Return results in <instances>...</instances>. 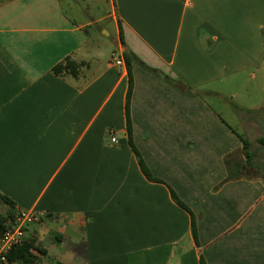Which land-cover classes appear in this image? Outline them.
Returning a JSON list of instances; mask_svg holds the SVG:
<instances>
[{
    "label": "crops",
    "instance_id": "crops-1",
    "mask_svg": "<svg viewBox=\"0 0 264 264\" xmlns=\"http://www.w3.org/2000/svg\"><path fill=\"white\" fill-rule=\"evenodd\" d=\"M76 13L84 21L61 0H0V196L13 202L0 198V214L44 215L26 229L31 264H264V175L226 180L225 164L264 124L245 108L238 133L204 97L223 102L225 82L263 67L264 0ZM106 22L121 66L93 47ZM68 57L84 63L77 76L54 75Z\"/></svg>",
    "mask_w": 264,
    "mask_h": 264
},
{
    "label": "rangeland",
    "instance_id": "rangeland-1",
    "mask_svg": "<svg viewBox=\"0 0 264 264\" xmlns=\"http://www.w3.org/2000/svg\"><path fill=\"white\" fill-rule=\"evenodd\" d=\"M110 0H61V4L67 16L74 21L81 22L84 18L77 16L76 10L85 11L95 19L100 15L101 11L109 8ZM103 35H98V43L93 45L107 57L111 59V53L117 56V50L114 46L113 39L115 30L113 24L106 22L104 24ZM96 42V41H95ZM264 65L260 69L254 71L253 77L247 74L240 77L238 80H230L223 84L224 101L219 103V99L212 95L205 94L207 102L219 112L226 123L236 132L243 133L239 124L236 121L237 116H241L245 108L249 109L248 117L260 119L264 124ZM264 135V130L262 131ZM264 137V136H263ZM262 138V137H261ZM260 138V139H261ZM259 139V140H260ZM250 150L254 153L253 158L248 164L245 161V156H232L231 160H236L244 165L241 173L245 176L264 175V147L261 143L254 139H250Z\"/></svg>",
    "mask_w": 264,
    "mask_h": 264
},
{
    "label": "trees",
    "instance_id": "trees-1",
    "mask_svg": "<svg viewBox=\"0 0 264 264\" xmlns=\"http://www.w3.org/2000/svg\"><path fill=\"white\" fill-rule=\"evenodd\" d=\"M123 60L127 72V78H128V87L125 97V105H124V112H125V120H126V132L128 137V142H130V136H131V126H130V120H129V102H130V96H131V90H132V78H131V63L133 61V56L131 54H123ZM84 65L83 62H76L69 57L57 64L52 68V73L56 76H69V77H76L79 69ZM172 83V81H171ZM174 84V83H173ZM239 140L241 141L242 148H241V154L245 156V161L249 162L250 159L253 158L254 153L250 150V143L248 139L244 136H238ZM259 142L264 147V137H262ZM133 152L135 153L138 164L141 172L145 177L151 181H156L153 178H151L140 160L137 152L133 149ZM232 157V156H231ZM231 157L225 158V164L227 165L228 173L226 180H233V179H239L241 178V170L244 168V165L241 162H238L236 160L231 161ZM171 196L174 200V202L180 206L182 209H184L186 212H188L191 216V234L193 239L196 241V230H195V222L194 219L188 210V208L181 203L176 196L171 192ZM0 198L9 206H13V202H11L7 197L0 196ZM17 213V212H16ZM16 213L8 214V215H1L0 214V237L2 233L5 231L8 224L12 222L14 219ZM34 249V244L29 240H24L19 246H16L13 248L6 256L5 261L0 262V264H31L33 263L34 256L32 254V250ZM202 264V261H201Z\"/></svg>",
    "mask_w": 264,
    "mask_h": 264
},
{
    "label": "built area",
    "instance_id": "built-area-1",
    "mask_svg": "<svg viewBox=\"0 0 264 264\" xmlns=\"http://www.w3.org/2000/svg\"><path fill=\"white\" fill-rule=\"evenodd\" d=\"M111 60L115 65H123L121 58L111 54ZM115 138H111V142H114ZM44 215L32 210H20L16 213L14 219L0 237V262L5 261V256L16 246H19L26 236V229L29 225L39 222L43 219Z\"/></svg>",
    "mask_w": 264,
    "mask_h": 264
}]
</instances>
